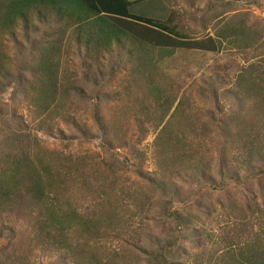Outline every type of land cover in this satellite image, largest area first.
Instances as JSON below:
<instances>
[{"label":"rangeland","instance_id":"1","mask_svg":"<svg viewBox=\"0 0 264 264\" xmlns=\"http://www.w3.org/2000/svg\"><path fill=\"white\" fill-rule=\"evenodd\" d=\"M138 11L172 18L180 32L191 38L213 36L227 20H233L249 29L251 38L259 39V47L253 51L223 42L217 53L178 51L161 60L153 72V89L158 91L152 95L143 80L133 77L129 64L119 63L122 52L106 55L99 67L101 76L95 77L92 70L97 61H85L82 52L73 50L63 61V72L81 87L82 94H73L48 121L24 93L26 83L33 81L27 68L33 54L24 39L20 40L24 56L9 44L10 54L21 61L23 70L0 93V159L26 142L33 145L36 139L40 147L95 164L90 166L95 171L80 168L84 181L98 189L94 197L78 194L74 186L64 193L81 212L93 210L102 215L103 209L116 219L112 228L122 240L113 231L100 239V264H145L136 246L151 248L174 238L179 244L176 259L182 264H235L230 254L256 240L264 243V176L254 177L264 167V154L249 161L243 147L245 137L254 136L251 127H258L260 118L254 102L238 98L233 87L241 68L253 63L264 66V0H153ZM37 30L27 37L31 45L48 33L43 27ZM85 75L95 79L87 81ZM216 80V93L207 95ZM166 95L165 105L172 103V107L162 111L156 97ZM179 98L184 101L174 112ZM95 107L106 126L109 151L101 146L102 134L92 112ZM166 124L165 137L179 142L178 154H184V160L174 157L167 167L160 143L153 145ZM150 178L160 180L157 184L161 182L171 201L169 209L179 212L187 223L184 228L160 213L165 198ZM123 191L135 194L143 210L134 208ZM7 218L6 226H11L13 217ZM24 232L22 228L17 237L24 242L19 249L29 264H73L43 250L29 252L31 244ZM1 234L0 228V255L12 253L16 238L9 240L8 232ZM73 239L83 241L87 236L73 234ZM212 255L219 263L214 257L209 259Z\"/></svg>","mask_w":264,"mask_h":264},{"label":"trees","instance_id":"2","mask_svg":"<svg viewBox=\"0 0 264 264\" xmlns=\"http://www.w3.org/2000/svg\"><path fill=\"white\" fill-rule=\"evenodd\" d=\"M151 1L153 0H0V93L7 90L6 84L15 82L23 70L21 61L15 60L8 50L9 44L15 45L19 55L24 56L21 39L26 41L28 51L33 54L31 64L27 66L33 81L28 85L26 83L25 97L32 101L34 110L45 115L48 121L55 111L65 106L73 94H82L81 87H77L69 75L63 72V61L73 50L82 52L85 61H97V67L92 70L95 77L101 76L99 67L106 55L111 56L115 50L122 52L124 56L119 63L129 64L133 77L143 80L149 95H152L158 91L153 89V72L157 71L161 60L178 51L217 53L223 42L232 43L240 49L252 48L253 51H257L259 47V39L251 38L249 29L233 20H227L213 36L191 38L180 32L172 18L150 17L138 11L140 5ZM40 27L46 28L48 33L42 40L31 45L27 37L30 33L37 34ZM82 73L88 74L86 70ZM85 79L92 82L95 78L91 80L85 75ZM216 82L218 80L209 85L207 95L216 93ZM233 87L238 98L254 102V109L260 118L256 122L259 126L251 127L254 136L248 134L243 141L247 158L251 161L264 154V66L253 63L241 68ZM167 97L168 95L156 97L162 111H168L172 107V103L165 105ZM183 101L184 98H179L174 112ZM92 112L95 115L94 123L102 134L101 146L109 151L106 126L98 116V108H93ZM167 125L162 127L153 141V145L157 147L160 143L159 150L165 154L161 156L165 167L174 157L184 160V154H178L179 142L165 137ZM143 131L144 128L141 133ZM90 166L95 164L89 163L85 158H73L40 147L36 139L33 145L31 141L26 142L19 150L0 159L1 233L8 232L11 237H8L9 240L16 238L14 251L0 255V264H29L27 256L19 249L24 243L17 237L22 228L26 231L24 235L28 244H31L28 249L31 253L34 249H39L56 254L60 260L73 264H100V239L108 231H113L114 237L122 240L118 230L112 228L116 219L112 218V213L103 209L102 215H97L93 210L88 214L81 212L76 201L67 198L64 193L67 188L74 186L78 194L94 197L98 189L84 181L83 171L80 170L89 169ZM137 173L142 175L139 169ZM262 176L263 166L254 174L256 178ZM79 179L83 182H73ZM150 180L153 181L154 189L165 198V205L160 213L168 217L176 227L184 228L187 223L178 211H170L171 201L163 193V187L159 185L161 182L157 184L160 180ZM100 192L103 194L104 191ZM122 194L126 199H131L134 208L143 210L135 194L126 191ZM8 215L13 217L11 226H6L7 222L10 223ZM2 217L4 219L1 221ZM18 224L25 227H19ZM73 234L81 237L85 235L87 239L75 240ZM178 245L174 238L151 248L136 246V249L144 255L145 264H182L175 255ZM213 257L219 263L220 260L213 255L209 259L212 260ZM229 259L234 260L235 264H264V243L256 240L230 254Z\"/></svg>","mask_w":264,"mask_h":264}]
</instances>
